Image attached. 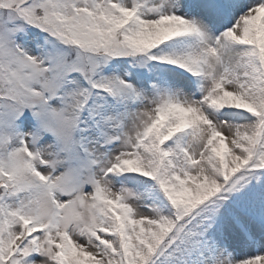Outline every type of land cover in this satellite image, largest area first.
<instances>
[{"label": "snow or ice", "instance_id": "1", "mask_svg": "<svg viewBox=\"0 0 264 264\" xmlns=\"http://www.w3.org/2000/svg\"><path fill=\"white\" fill-rule=\"evenodd\" d=\"M0 264H264V0H0Z\"/></svg>", "mask_w": 264, "mask_h": 264}]
</instances>
